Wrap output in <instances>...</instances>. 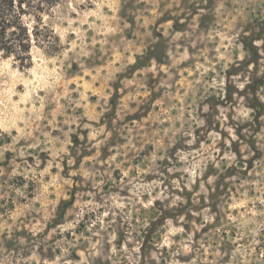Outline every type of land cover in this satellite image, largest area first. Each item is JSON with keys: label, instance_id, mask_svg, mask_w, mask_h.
<instances>
[{"label": "rangeland", "instance_id": "374dc122", "mask_svg": "<svg viewBox=\"0 0 264 264\" xmlns=\"http://www.w3.org/2000/svg\"><path fill=\"white\" fill-rule=\"evenodd\" d=\"M0 63V264H264V0H58Z\"/></svg>", "mask_w": 264, "mask_h": 264}, {"label": "trees", "instance_id": "16d2710c", "mask_svg": "<svg viewBox=\"0 0 264 264\" xmlns=\"http://www.w3.org/2000/svg\"><path fill=\"white\" fill-rule=\"evenodd\" d=\"M58 0H0V63L13 59L24 67L32 63V48L55 47L54 30L45 22Z\"/></svg>", "mask_w": 264, "mask_h": 264}]
</instances>
